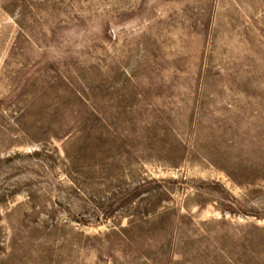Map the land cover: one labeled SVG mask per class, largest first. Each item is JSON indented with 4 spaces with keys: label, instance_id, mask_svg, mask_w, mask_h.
<instances>
[{
    "label": "rangeland",
    "instance_id": "obj_1",
    "mask_svg": "<svg viewBox=\"0 0 264 264\" xmlns=\"http://www.w3.org/2000/svg\"><path fill=\"white\" fill-rule=\"evenodd\" d=\"M0 264H264V0H0Z\"/></svg>",
    "mask_w": 264,
    "mask_h": 264
}]
</instances>
